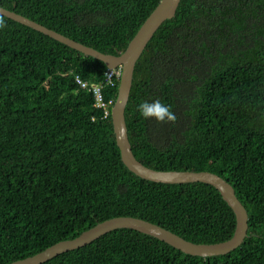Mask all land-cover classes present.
Returning <instances> with one entry per match:
<instances>
[{"label": "trees", "instance_id": "1", "mask_svg": "<svg viewBox=\"0 0 264 264\" xmlns=\"http://www.w3.org/2000/svg\"><path fill=\"white\" fill-rule=\"evenodd\" d=\"M159 1L0 0V8L117 56ZM4 20L0 264L117 217L192 244L232 236L233 214L213 188L146 182L123 167L109 117L100 119L73 82L103 81L101 63ZM117 85L103 103L113 102ZM156 99L171 106L174 124L140 117L137 106ZM123 120L142 166L207 172L227 183L247 215L245 238L226 255L200 258L120 229L42 264H264V0H180L134 65Z\"/></svg>", "mask_w": 264, "mask_h": 264}, {"label": "water", "instance_id": "2", "mask_svg": "<svg viewBox=\"0 0 264 264\" xmlns=\"http://www.w3.org/2000/svg\"><path fill=\"white\" fill-rule=\"evenodd\" d=\"M179 1L180 0H160L128 42L124 51L117 56L96 52L91 48L77 44L32 21L1 8L0 16L78 52L84 57H89L101 63L106 70H114L118 68V85L113 104L109 111V121L120 163L129 173L146 182L163 185L199 183L213 188L233 214L234 230L232 236L228 240L217 244H192L168 231L142 220L117 217L95 225L72 240L55 243L37 254L14 261L10 264H42L59 254L86 246L97 238L120 229L133 231L150 237L184 255L200 258L226 255L235 250L242 243L246 236L247 215L244 208L235 199L233 191L227 183L217 176L207 172H160L150 170L142 166L133 158L130 153V146L127 142L123 111L131 87L134 65L159 25L173 17Z\"/></svg>", "mask_w": 264, "mask_h": 264}, {"label": "clouds", "instance_id": "3", "mask_svg": "<svg viewBox=\"0 0 264 264\" xmlns=\"http://www.w3.org/2000/svg\"><path fill=\"white\" fill-rule=\"evenodd\" d=\"M5 27H6V23H5L4 17L3 16H0V29H3ZM106 71H115V72H117V74H118L117 80L115 79V82L113 81L114 82V85H115V83L119 79V69L117 68V69H114V70H106ZM103 79H104V76H103ZM81 81L84 82L87 85V87H89L92 84H98V83H100V82L92 83V82H89V81H86V80H81ZM73 82H74V80H73ZM74 84L76 85L75 82H74ZM77 88L79 89L78 86H77ZM108 88H110V87L102 88L99 91V93L101 95V102L102 103H103L102 96H104L103 95V92L106 89H108ZM112 89H113V87H111V90ZM79 90H81V89H79ZM81 91H83L87 95H90L91 98H92L91 92H88L86 89H83ZM92 100H93V98H92ZM103 104L106 105V108L104 110L102 108H100V107H96V105H95V103L93 101V107H94V109L100 111V119H105V117H103V111H106L107 108H108V110H107V116L109 117V111H110V108H111L113 102L111 103V98H110V101H107L106 103H103ZM136 111L139 113L140 117H142L145 120H147V119H155L158 123H168V122H171L173 124L177 121V116L172 111L171 106L170 105H166L165 103H162L159 99H156V100H154L152 102H148V101L141 102L137 106Z\"/></svg>", "mask_w": 264, "mask_h": 264}, {"label": "built area", "instance_id": "4", "mask_svg": "<svg viewBox=\"0 0 264 264\" xmlns=\"http://www.w3.org/2000/svg\"><path fill=\"white\" fill-rule=\"evenodd\" d=\"M117 76H118V74L115 71H106L104 73L103 81H101L98 84H92L89 87H87V85L77 77H74V82L79 87V89H81V90L86 89L88 92H91V95H92V98H93V101H94L96 107H100L104 110L106 108V105H104L101 102V95H100L99 91L105 87H110V88L114 87L113 80H115V79L117 80ZM106 116H107V110L103 111V117H106Z\"/></svg>", "mask_w": 264, "mask_h": 264}]
</instances>
